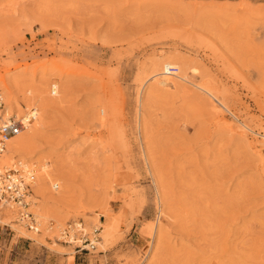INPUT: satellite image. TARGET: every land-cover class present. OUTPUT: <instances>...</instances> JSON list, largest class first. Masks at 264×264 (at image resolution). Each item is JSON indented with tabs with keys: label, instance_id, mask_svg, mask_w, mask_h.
<instances>
[{
	"label": "rangeland",
	"instance_id": "374dc122",
	"mask_svg": "<svg viewBox=\"0 0 264 264\" xmlns=\"http://www.w3.org/2000/svg\"><path fill=\"white\" fill-rule=\"evenodd\" d=\"M168 54L186 80L161 85ZM0 80L58 98L29 152L64 192L31 201L118 225L77 253L14 208L0 264H264V0H0Z\"/></svg>",
	"mask_w": 264,
	"mask_h": 264
},
{
	"label": "bare ground",
	"instance_id": "6f19581e",
	"mask_svg": "<svg viewBox=\"0 0 264 264\" xmlns=\"http://www.w3.org/2000/svg\"><path fill=\"white\" fill-rule=\"evenodd\" d=\"M169 35L171 36V33ZM162 36L163 37H167L166 34L162 35ZM175 37L182 38V36H179V34H175ZM183 59H186V58H183ZM151 60H152V58H151ZM173 60H174L173 56L168 54V55H166L164 57L158 58L157 60H155L153 62V64L157 67V69L161 70L159 72V74H166L167 75L166 68L168 66L171 65V66L177 67L179 65L177 62H173ZM187 61L188 60H186L185 62H187ZM180 63H182V62L180 61ZM183 65H184V63L182 64V66ZM186 74L183 71L177 70V68H176V71L167 78V81H166V79L164 80V78H160L158 80L155 79V80L161 85L177 84L175 79L186 80V77H185ZM51 78L54 79L53 77H51ZM173 78H175V79H173ZM187 80H189V79H187ZM48 81H50V80H48ZM36 84H38V83H36ZM57 86H58V82L55 81V80H52V86H50V93L52 95L53 94L54 95L57 94L56 93ZM198 86H200L201 89L203 88L204 90L209 92L213 97H215L213 92H211V90L208 89L206 86L202 85V83H201V85H198ZM10 88H9L8 84L4 80H0V90L3 92L2 97H3V100H4V108L6 109V112L8 114H10V112H14V114L17 117V113L16 112H20V111H23V110L25 111L26 109H29L30 112L32 111L33 112L32 114H34V121L32 123H30V124H27L23 129L19 130V132H17L15 135H13L11 138H9L6 141L5 148H4L3 152L0 153V172H2L3 169H6L7 167L11 166L15 161H19L20 164L24 168H27L30 171V173L33 174V177H29L28 180H29V182L31 184L33 183V185H38V189H39V191L41 193L43 192V190L45 188L49 187L48 185H51L53 188H55V190L60 192L59 195L61 196L62 195L61 191H62V193L64 191H63V188L62 189L60 188V190H58L59 189L58 184H59L60 181L55 182V181H57L56 179L58 177H56V178L54 177L55 176L54 175L55 172H54V169L52 168V165H51L52 163L49 162L51 160L48 161L47 157H44L45 155H43V156L41 155L40 159H37V157L32 155L33 153L31 154L29 152V150H30V148L32 146V143H33L34 140H36V137L39 135V132H42V133L45 132V130H46L45 114L48 112V109L51 110V108H53L52 106L55 105L54 102L58 98L57 97H54V98L48 97L46 92H45V89L42 86H39V85L38 86H34V87H32L33 90H31V89L26 90L27 94H26V97L24 98L25 100L23 99L25 101V103H24L25 107H24L22 105V103H20V101H19L21 99L18 100V95L17 96H16V94L14 95V93L11 92ZM22 93H24V92H22ZM152 93H154V92H152ZM59 100H61V99H59ZM27 112H26V114H27ZM21 113H23V112H21ZM26 114H24L22 116L26 117L27 116ZM46 118H48V117H46ZM48 123H49V121H48ZM246 133H243V134H246ZM33 147H34V145H33ZM33 150H34V148H33ZM65 174H68V173H65ZM56 176H57V174H56ZM54 179H55V181H54ZM161 187H163V186H161ZM47 190H49V189H47ZM59 195H56V197L59 196ZM53 196H52V201H51V198H48V196H47V198H46V200L44 202H54L55 197L53 198ZM31 197H32V195H31ZM36 199L32 198V201L30 203V209L32 208L34 213H35V214L33 213L34 214L33 216H35L34 217L35 226H34L33 232H34V234L36 236H40L39 233H38L39 231H41L43 234L44 233L45 234H49V233L52 234V233H55L56 231H59L58 235H59V238H61L62 237V235H61L62 231L66 227L69 228V232L72 235L73 233L78 234V232L81 233L84 230H88L91 227V225L97 224V225H99L101 227V232H100L99 237L96 240V243L99 246H104L106 244V242L112 237L113 231H115V228H116V225H117V218H114V217L110 218V220H108L107 222L104 223V222L100 221L99 219H97V218H95L93 216H87L84 212L83 213H79V212L72 213V212L66 211L64 213L62 211H59V209H57V210L49 209L47 207V205L46 206L44 205V207H40V205H38ZM42 200H44V199H42ZM42 200H40V201H42ZM39 203H41V202H39ZM57 208H58V206H57ZM11 209H14V208L3 204V202H0V213L3 214L4 218H12L11 215L6 216V213L8 212V210H11ZM75 210H76V208H75ZM8 214H10V213H8ZM81 217L85 218L86 225H84L79 220V219H81ZM13 227L16 230H20V228H21L20 222L14 223ZM92 228L94 229L93 226H92ZM93 229H92V231H93ZM21 232H23V231H21ZM162 232H163V230H162L161 223H160L159 219H157V221H156V223L154 225V228L151 231V239L154 238L155 241L152 242V245H151V247L149 249L150 250L149 252H151V249L153 248L154 244L159 241ZM23 233H25V232H23ZM98 233H99V231H98ZM35 235H33V236L28 235V236L31 237V238H34ZM42 243H44V241ZM147 264H151V263H147Z\"/></svg>",
	"mask_w": 264,
	"mask_h": 264
},
{
	"label": "built area",
	"instance_id": "2783aa9c",
	"mask_svg": "<svg viewBox=\"0 0 264 264\" xmlns=\"http://www.w3.org/2000/svg\"><path fill=\"white\" fill-rule=\"evenodd\" d=\"M166 71L167 75H171L176 71V67L170 65L166 68ZM32 113V111L27 112L26 117H16L15 114H8L4 108V100L0 92V153L3 152L5 143L9 138L33 121L34 114ZM29 177H33V174L27 168H24L19 161H15L11 166L3 169L0 172V202L15 208L18 220L27 229L33 231L35 219L33 213L29 210L33 190L32 184L28 180ZM98 231L99 228L96 227L91 233L82 232L71 235L69 228L66 227L62 231V237L58 240L64 244L73 245L77 253L89 252L95 249Z\"/></svg>",
	"mask_w": 264,
	"mask_h": 264
},
{
	"label": "crops",
	"instance_id": "0c3cea01",
	"mask_svg": "<svg viewBox=\"0 0 264 264\" xmlns=\"http://www.w3.org/2000/svg\"><path fill=\"white\" fill-rule=\"evenodd\" d=\"M7 229H9V232L8 233H11L12 230H10V228H7L6 226H2L0 227V242L2 241H9L11 243H16V240H14V238H10V240L5 237V232L7 233ZM32 239V238H31ZM84 261H80V258L78 257H73V258H70V260H66V261H63L61 262V264H86V263H83Z\"/></svg>",
	"mask_w": 264,
	"mask_h": 264
}]
</instances>
